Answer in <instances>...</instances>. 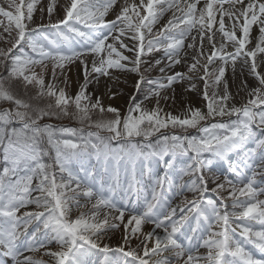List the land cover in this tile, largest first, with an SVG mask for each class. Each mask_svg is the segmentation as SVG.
I'll return each instance as SVG.
<instances>
[{"label":"snow or ice","instance_id":"1","mask_svg":"<svg viewBox=\"0 0 264 264\" xmlns=\"http://www.w3.org/2000/svg\"><path fill=\"white\" fill-rule=\"evenodd\" d=\"M39 2H12L9 7L14 11L0 7V16L7 18L6 25L0 21L4 31L10 33L13 24L16 30L12 46L0 49V65L7 72V76L0 75V102L9 105L0 108V257H11L13 264H43L23 252L35 253L54 240L60 250L49 249L45 254L55 264H88L86 258L96 253L103 254L99 264H264V258H257L252 250L264 256V200L257 198L264 189L255 186L257 169L264 175V71L258 70L264 67V0H203L202 5L201 0H124L113 20L105 17L117 0H70L62 18L29 30ZM55 9V0H50L46 7L50 21ZM171 9H175L172 18L154 33L153 26ZM39 10L43 13L45 8ZM253 25L258 28L256 37L251 35ZM186 49L193 50L187 73L172 72L157 80L141 74L134 87L144 99L132 96L123 116L119 108H105L99 97L88 94V78L93 73L97 78H112L110 70L140 73L142 56L161 51L163 59L155 65L166 61L159 71L171 72L186 62ZM77 61L84 84L74 96L67 95L54 82L56 70L62 74L66 65ZM238 61L258 82L250 90L245 84L248 98L240 106L229 103L233 97L224 80L226 70L235 72ZM47 62L52 70L46 82ZM189 73L204 82L206 111L188 105L176 115L165 112L160 100L167 97L161 92L190 81ZM31 89L35 95L25 98ZM193 90L195 84L190 83L186 91ZM153 97L156 106L149 109L145 101ZM44 98L50 102L41 107L38 101ZM73 105L75 111L69 112ZM96 111L110 113L112 118L94 121L91 113ZM62 117L77 119L94 130L85 134L83 127L41 123ZM190 129L198 135L184 134ZM248 144L255 147L247 148ZM246 148L243 163L252 169V176L242 177L238 166L229 162V171L237 180L215 176L211 191L223 193L230 186L232 211L223 196L218 207L215 200L204 196L209 191L205 171L214 159L223 160ZM46 157L53 163H45ZM89 157L102 165L103 175L96 169L82 168L83 176L72 171L73 161L83 165ZM177 157L187 158L179 174L196 177L184 187L198 197L173 206L171 198L165 199L157 189L169 176L177 175ZM157 165L167 175L160 176ZM149 183L151 198L145 196L143 211L132 207L131 199L125 204L113 198L117 189L131 194ZM175 187L173 180L172 196L180 194L172 191ZM81 198L86 201L83 205ZM88 203L90 214L82 211L69 219L73 205L86 208ZM31 205L35 210H28ZM145 224L153 225L152 230L144 232ZM121 225L125 244L139 234L142 252L100 246V237ZM201 248L206 251L201 253ZM113 251L124 259L114 261L109 256Z\"/></svg>","mask_w":264,"mask_h":264},{"label":"rangeland","instance_id":"2","mask_svg":"<svg viewBox=\"0 0 264 264\" xmlns=\"http://www.w3.org/2000/svg\"><path fill=\"white\" fill-rule=\"evenodd\" d=\"M12 2L18 4L20 0H0V7H3L7 11H14L13 8L9 7L10 3ZM25 2H27V0H25ZM49 2L50 0H40L39 4L37 5V10L33 14V20L29 24V30L35 29L38 25L41 24L47 25L50 22L52 23L56 22L58 19L63 17L65 7L70 5V0H55L56 9L53 12L50 21L46 10L47 4ZM128 2L131 3L132 0H128ZM202 2L203 0H201V3ZM245 2H247V0H245ZM123 4H124V0H117L116 5L114 6L113 9L109 10V13L105 17V20L115 19L116 12L119 10L120 7L123 6ZM41 6L45 8V11L43 13L39 10ZM224 7L227 8L228 5L225 4ZM171 10H169V12ZM167 14L168 13H166L165 11L163 15L160 17L159 21L153 26L154 33L158 32L167 23V21L170 18H172V17H168ZM0 21L3 22V25L7 24V18L3 16H0ZM3 25H0V49L7 50L12 46V43L16 38V30L13 24V28L11 32L10 33L5 32ZM255 31L256 33L254 34L253 32ZM251 35L252 37L258 36V29L256 25H253ZM254 43L255 40H253V44ZM25 51L30 52V49H28L25 46ZM192 51H193L192 49H186V57H187L186 62L175 66V68L172 69L171 72H166L163 74L159 71V68L164 67L167 62L165 61L159 66L155 65L156 60L163 59L164 56L163 51L153 52L151 54H146L142 56L143 63L141 65L140 73L110 70V72L112 73V78L103 77V76L97 78L96 74L93 73L88 78L89 79L88 94L91 95L93 99L99 97L102 105L105 108H107L109 105L119 108L120 113L123 116L127 112L128 106L131 103L130 98L132 96H135L137 100L144 99L143 94L138 93L134 87L135 82L139 80L141 74L145 77V79L157 80L160 79L163 75H171L172 72L187 73V64L192 62L191 61ZM124 54L130 57L133 55V53L131 52H125ZM184 56L185 53L182 52V57ZM88 62L89 64L91 63V57H88ZM47 64H48L47 69L44 70V78L46 82L49 79H51V70H52L51 62H47ZM128 67L130 68L131 64H128ZM1 68H3L2 65H0V69ZM258 70L264 71V67ZM35 71L39 74L41 72V68L38 66L35 69ZM56 71H57V79L54 82L58 85V88H63L67 95L74 96L76 92L79 91L80 87L84 84V72L82 66L78 61L76 63L66 65L62 74L59 69H57ZM188 75L192 77L190 81L189 80L180 81L179 83L174 84L171 88L165 89L161 92L162 97H167V99L160 100V106L164 109L165 112H171L172 114L176 115L181 113L188 105H192L193 107L200 108L202 111H206V101L203 99L204 82L200 80L196 75H193L191 73H189ZM224 80L227 82L228 91L233 97V99L230 100L229 103L235 104L236 106H240L241 104L245 103L248 98L247 92L245 91V87H244L245 84H247L250 90L251 87H255L258 83L253 76L249 75L247 68L240 67L239 61L237 62V67L235 69V72H233L231 68H228L226 70ZM190 83L195 84V90L186 91ZM222 89H223V83L220 85L219 90ZM113 94H115L114 97ZM145 106L149 109L155 107L156 98L153 97L151 101H145ZM5 107H8V105L6 104ZM73 109H75L74 105H73ZM91 116L94 121L99 119L112 118V114L106 113L102 115L99 113V111L91 113ZM235 118H236L235 116L231 117V119H235ZM216 119L219 120L221 118L217 117ZM223 119L228 120L229 118L224 117ZM41 123H50L57 127L59 126L73 127V128L83 127L85 130V134L88 131L94 130L89 128L87 124L81 125V123H74L66 120L63 122H55V123L49 120V121H41ZM12 126L19 127V124H13ZM162 131L167 132V130H162ZM184 134L198 135L195 129H190L187 133ZM102 135H106V133H102ZM158 135L159 134H157V136ZM152 139L155 140L156 137L154 136ZM137 142H142V138H137ZM112 146L116 147L117 142L113 141ZM252 147H255V145L254 144L247 145V148H252ZM247 148L237 152L229 153L227 157L223 160L214 159L212 165L209 167V169L205 171V175L208 177V181H209L208 182L209 191L204 193V196L206 198H211L215 200L217 202L218 207H221V196H223L225 198L224 202H226L228 205V210L232 211L231 199L228 197V191L230 190V186H226V189L223 193L213 192L211 191V189L215 187V183H213V178L215 176H220L221 179H223V176H228V178L233 181L237 180V176L229 171V162H231L234 166H238L237 170L238 172L241 173L242 177H251L252 169L245 168V165L243 163L244 160L247 158L246 157ZM259 152L260 150L258 149L257 153L259 154ZM51 154L54 156V151ZM205 158H210V157L208 156V154H205ZM0 159H2V156H0ZM165 159H169V157H166ZM45 163L52 164L53 160L46 157ZM175 163H176L177 175L169 176V178L163 184L162 188L157 189V191H159L165 199L171 198V203L173 204V206L180 204L181 201H183L185 198L188 200H192L198 197V194L188 191V189L184 187L185 185L190 186L191 182L195 180L196 177L194 175L179 174V169L185 163H187V158L177 157ZM249 163H251L250 160ZM258 163L259 161H257V164ZM0 167H2V164H0ZM70 167L73 172L77 173L80 176L84 175L82 168L96 169L100 172L101 175H103L102 165L98 163L95 158H91V157L86 158L85 163L83 165L80 162L73 161L70 164ZM54 171L58 174V167L54 166ZM156 171L160 176L167 175L162 165H157ZM255 179H256L255 186L257 187V189H264V175L259 174V169H257V175ZM173 180H175L176 187L172 189V191H176L180 193L179 195L176 196H172V193L170 191V185L172 184ZM151 190L152 189L150 183L146 187H141L137 192L131 194H126L124 191L117 189L113 198L117 202H121L125 204H128L129 199H131L133 201L131 206L138 207L140 211H143L145 207L144 198L145 196H147L149 199L151 198ZM33 195L37 196L39 195V193H33ZM257 198L260 200H264V194L258 195ZM241 199H243V197ZM80 203L83 205L86 203V201L83 198H81ZM28 210H35V206L34 205L29 206ZM23 211L24 209H21V212L18 213V215L22 214ZM82 211L89 212L90 214L91 203H88L86 208H78L75 205H73L72 210L69 214V219H75ZM126 218H127V213H126ZM35 223L36 222H33V225H29V229H28L29 232L33 230ZM233 227H235V224H233ZM152 228L153 225L145 224L143 226V231L148 232L151 231ZM124 236H125L124 227L123 225H121L119 228L112 229L108 231L105 235H102L98 243L100 244L101 247H103L106 244L113 250L118 249L119 247H124L125 251H127L129 248H132V249H139L142 252V245L140 244V239L138 238L139 234L137 237H131L127 244H125L124 242ZM21 238L23 239V237ZM236 238L239 239L238 234ZM249 247L251 248L250 245ZM49 249H51L52 251H58L60 250V245L53 240L52 242L47 244L45 248L39 249L35 253L23 252V255H32L35 259L43 261V264H55V261L45 254ZM252 250L255 252L257 258H264V256H262L255 249ZM205 251L206 250L203 248L200 249L201 253H204ZM167 255L168 254H165V256ZM109 256L114 261L117 262L124 259V257L118 251L110 252ZM0 259H3L4 264H13V260L11 257H0ZM86 259L88 264H99L100 260L103 259V254L102 253L90 254Z\"/></svg>","mask_w":264,"mask_h":264},{"label":"trees","instance_id":"3","mask_svg":"<svg viewBox=\"0 0 264 264\" xmlns=\"http://www.w3.org/2000/svg\"><path fill=\"white\" fill-rule=\"evenodd\" d=\"M0 75H2V76H7V72L4 70V68H1L0 69ZM14 90H16L15 88H14ZM19 91H23V89H20ZM35 89H31L28 93H27V96L25 97V98H27L28 96H34L35 95ZM34 102H36V101H34ZM50 102V100H49V98H44L43 100H40V101H38V103L40 104V106L41 107H45L46 105H47V103H49ZM7 103L6 102H0V108H6L5 107V105H6ZM8 105V104H7ZM8 107H9V105H8ZM75 111V109H73V106L72 107H69V112H74ZM51 121V122H53V123H55V122H63V121H70V122H74V123H80L77 119H74V118H70V117H62L61 119H59V120H57V119H55V118H52V119H45L44 121ZM93 120V119H92ZM54 170V169H53Z\"/></svg>","mask_w":264,"mask_h":264},{"label":"bare ground","instance_id":"4","mask_svg":"<svg viewBox=\"0 0 264 264\" xmlns=\"http://www.w3.org/2000/svg\"><path fill=\"white\" fill-rule=\"evenodd\" d=\"M203 4V2L201 3V5ZM172 11V12H171ZM170 12H169V10H167L166 11V13H168L167 14V16L168 17H172L173 16V12L175 11V9H173V10H171ZM178 14V13H177ZM226 20H227V18H226ZM258 29V28H257ZM254 30H256V29H254ZM254 34L256 33V31L255 32H253Z\"/></svg>","mask_w":264,"mask_h":264}]
</instances>
